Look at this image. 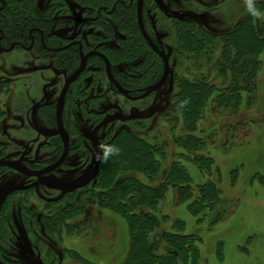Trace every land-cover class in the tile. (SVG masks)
Masks as SVG:
<instances>
[{"label":"rangeland","instance_id":"374dc122","mask_svg":"<svg viewBox=\"0 0 264 264\" xmlns=\"http://www.w3.org/2000/svg\"><path fill=\"white\" fill-rule=\"evenodd\" d=\"M32 6L48 21L54 47L80 40L100 43L94 35L103 31L95 26L98 17L92 8L75 0H35ZM180 20L193 21L215 35L213 49L195 57L180 48L176 29ZM143 21L146 34L153 41L156 34L167 55L166 83L134 101L111 88L100 61L89 60L65 106L70 154L59 170L43 177L49 188L36 178L0 168V264H147L139 254L130 263L127 260L133 251L127 220L87 200L96 189L93 181L100 164L113 165L114 158L108 162L104 152L122 132L162 148L156 155L160 175L157 171L133 177L157 187L173 164L180 169L178 187L170 184L147 208L157 224L150 250L159 258L174 254L167 262L156 259L151 264H264V46L249 106L246 85L219 72V36L243 28L247 21L263 37L264 0H144ZM133 34L123 28L109 36L125 40ZM122 42L108 44L120 50L127 45ZM37 47L0 49V160H23L43 169L62 150L53 106L63 85L58 73L66 70ZM142 59L113 68L137 78L141 74L133 68L146 62ZM180 77L209 82L215 95L239 85V101L224 110L216 109L210 98L205 114L189 132L172 109ZM41 104L48 106L32 115ZM189 134L200 138L197 148L192 141L183 145ZM185 187L190 189L186 198L181 191ZM56 221L59 232L51 226ZM69 224L79 227L70 232ZM164 234L183 239L186 253L176 254Z\"/></svg>","mask_w":264,"mask_h":264},{"label":"trees","instance_id":"16d2710c","mask_svg":"<svg viewBox=\"0 0 264 264\" xmlns=\"http://www.w3.org/2000/svg\"><path fill=\"white\" fill-rule=\"evenodd\" d=\"M3 1L6 3L4 9L0 12V30L3 32L1 46L3 48L9 47L13 43L28 47L30 45L29 34L35 30L31 34L35 40L34 48L38 46L37 48L40 54H48L56 58L59 67L64 71L66 70L65 73L67 74L73 73L78 68L79 47L77 45L57 53L51 51L63 48L71 42L54 47L56 39L48 35V21L38 11L34 10L32 6L35 0ZM75 1L92 8V13L98 17L97 21L95 20L94 22L96 24L95 26L103 31L102 35L99 33L94 35L95 39L97 38V41L100 43L96 44L94 42L95 44H93L90 42V44H85L83 43L84 41H79L83 47V52L87 54L92 51H97L103 54L111 64V71L113 72L112 74L115 80L125 90L129 91L131 95L139 96L145 88L156 84L164 71L163 64L139 32L138 20H136L137 0ZM123 28L133 31V35H136V38L133 36L125 40L123 38L118 39L127 45H123L120 50H116L108 43L112 40H118L115 36L111 37L109 35H112L115 29L122 31ZM176 29L180 48L182 47L187 53L197 57L198 55L207 54L213 49L214 39L216 40L215 35L213 36L207 30L205 31V29L198 26L195 22L180 20L176 22ZM41 34L44 41L43 45L41 44ZM219 38H221V63L219 72L224 75L229 74L233 79L236 78V81L239 80L237 81L239 84L246 85L245 94L248 101L247 105L249 106L251 101L249 97L255 91L253 86L255 76L260 68L259 66H261L260 54L264 46V36L260 37L253 24L246 21L243 28L240 29L239 27L235 31L222 34ZM132 39L134 42H132ZM154 42L156 44V39ZM140 58H143L142 60L146 62L144 64L137 62L134 66L133 69L141 74L137 78L131 75H121L122 72H118V70L113 68L114 64L116 65L119 62L136 61ZM90 59L92 61L94 59L96 61L98 60L104 65L97 57H90ZM176 79L178 92L174 96L175 101L173 102L172 109L174 108L173 112L175 116H181L180 118L182 119L184 127L189 132L193 131L197 120L205 114L210 98H214L213 102L216 109L223 108L224 110L234 108L235 106L231 105V103L235 102L236 104L239 101V85H235L233 88L221 89L215 95V88L205 80L195 82L181 77ZM118 137L114 147L121 149L118 154L107 159L108 162H112L114 158L113 165H110V163L107 164V161L105 164L103 162L100 164V170L93 181L96 189L89 192L87 200L95 204L98 208L116 213L127 220L133 232V251H131V255L127 258L129 263L134 259L136 254L141 255L144 262L148 260L147 264H151L156 259L167 262L174 254L159 258L149 248V240L157 224L147 210H150L156 203V199H158L161 191L165 190L170 184H173L174 186L172 187H175V189L178 187V185H175V181L180 178V174H178L180 169L176 164H173L165 182L161 181V184L157 187L148 186V184H145L132 175L134 173H156L157 171L158 175H160L161 164L156 155L162 148L157 145L148 144L132 134H127V132H122ZM199 139V137L190 134L186 135L183 140L186 142L183 145L188 146L189 144L187 142L192 141L196 142L195 148H197L200 145ZM31 168L35 169L33 166ZM104 168L105 171H102ZM189 190L188 187L181 188L184 198L188 197ZM211 190H213V187L206 192ZM80 210L82 212L83 207ZM54 224L51 225L54 228L53 230H58L59 225L57 221ZM68 227L70 228L69 231L73 232L79 226L77 224H69ZM162 237L168 241V246L171 244L170 247L176 254L178 252L185 254L186 250H188L187 245L182 244L183 239L166 234ZM44 251L48 254L50 250L46 249ZM77 258L80 259L79 255ZM86 264L89 263L86 261Z\"/></svg>","mask_w":264,"mask_h":264},{"label":"water","instance_id":"95a60500","mask_svg":"<svg viewBox=\"0 0 264 264\" xmlns=\"http://www.w3.org/2000/svg\"><path fill=\"white\" fill-rule=\"evenodd\" d=\"M0 3L2 4V7L0 8V12H1L3 10V8L5 7V1L0 0ZM143 9H144V0H137V2H136V20H138L137 21L138 29L142 33L143 39L146 41L147 45L160 58V60L162 61V64H163V70L164 71L162 72L160 80L156 84L145 88L139 96L130 97V92L125 90L115 80V78L113 77V74H112L113 72L111 71V64H110L109 60L100 52L92 51V52H89L87 54H84L83 53V47H82L81 43H79V42H72L63 48L51 50L52 52L57 53L59 51H63L65 49H68L74 45H78V47H79V66L70 76L67 77L64 74V76H65L64 85H63V88L59 94L57 102H56V126H57L59 138H60V140L62 142V146H63L62 155L54 163L50 164L49 166H47L43 169H39V170L30 169L25 164H23L21 161H10V160H0V168H7V169L12 170L14 172H17L23 176L30 177V178H36L43 186L49 188V186L44 182L43 177L47 176L49 174H52L53 172L58 170L64 164V162L68 156V153H69V137L64 130L63 120H62V113H63V107H64V103H65V97H66V94H67L71 84H73L79 78V76L85 71L86 66H87V62H88L90 57H92V58L98 57L103 62L105 73H106L108 81L110 82L111 88L114 91H117L119 93V95L121 94L125 97L130 98L131 100L132 99L134 101L142 100L146 96H149V95L155 93L156 91H158L159 89H161L163 87V85L166 83V81L169 77V73H170L169 61H168L167 55H166L163 47L159 43L157 35L155 34V38H156V44H155V42L153 40H151V38H149V36L146 34L145 29H144V23H143ZM153 28L155 30L154 24H153ZM0 35H1V37H0V41H1V39L3 37V32L1 30H0ZM41 36H42V34H41ZM41 42H42V44L44 43L43 36L41 37ZM16 46H17V44H12L9 49H7V50L2 49V50L4 52H10ZM32 47H33V40L31 42V45L28 48L22 46V48L27 50V51L32 50ZM11 192H8L7 195H9Z\"/></svg>","mask_w":264,"mask_h":264},{"label":"flooded vegetation","instance_id":"af4514ba","mask_svg":"<svg viewBox=\"0 0 264 264\" xmlns=\"http://www.w3.org/2000/svg\"><path fill=\"white\" fill-rule=\"evenodd\" d=\"M1 4V3H0ZM6 4V3H5ZM1 7H2V4H1ZM4 9V8H3ZM33 31H35V30H33ZM32 31V32H33ZM32 32H30V33H32ZM0 37H1V35H0ZM30 37V45H31V42H32V40H33V47H32V50H33V48H34V45H35V40H34V38H33V36H32V34L29 36ZM42 37V36H41ZM2 39H3V37H2ZM2 39H1V41H2ZM1 41H0V49L2 50V49H4V48H1ZM73 42H79V41H73ZM72 43V42H71ZM80 43V42H79ZM13 44H17V46H19V47H22L23 45H20V44H18V43H13ZM41 44H42V42H41ZM12 45V44H11ZM10 45V46H11ZM29 45V46H30ZM43 45V44H42ZM10 46L7 48V49H9L10 48ZM28 46V47H29ZM78 46V45H77ZM24 47H26V46H24ZM28 47H26V48H28ZM7 49H5V50H7ZM15 49V48H14ZM32 50H30V51H32ZM3 51V50H2ZM4 52V51H3ZM11 52V51H10ZM84 53V52H83ZM85 54V53H84ZM87 65H88V62H87ZM86 69H87V66H86ZM86 69H85V71L79 76V78L86 72ZM64 74L68 77V76H70L71 74H67V73H65V72H60V73H58V75L59 76H62L63 77V85H64V80H65V76H64ZM78 78V79H79ZM78 79L74 82V83H76L77 81H78ZM74 83L73 84H71V86L69 87V90H68V92H67V94H66V97H65V103H64V107H63V113H62V120H63V126H64V130H65V132L67 133V130H66V126H65V121H64V114H65V106H66V103L68 102V95H69V92H70V89H71V87L74 85ZM63 85H62V87H61V90H62V88H63ZM61 90H60V92H61ZM60 92H59V94H60ZM58 97H59V95H58ZM58 99V98H57ZM56 102H57V100H56ZM56 102H55V104H54V106L53 105H51V106H53V108H54V120H55V127H56V132H57V136H58V138H59V135H58V131H57V126H56ZM48 106V104H41V105H38V106H36L34 109H33V112H32V115H34L39 109H42V108H44V107H47ZM68 135V134H67ZM69 137V136H68ZM59 140H60V138H59ZM60 143H61V146H62V142H61V140H60ZM62 152H63V146H62V150H61V154H60V156L62 155ZM69 154H70V138H69V153H68V156H69ZM60 156H59V158H60ZM68 156H67V158H66V160H65V162H64V164L66 163V161H67V159H68ZM58 158V159H59ZM57 159V160H58ZM56 160V161H57ZM10 161H21V160H10ZM23 164H25L27 167H29L30 169H32L31 168V166L28 164V163H26L25 161H21ZM54 163V162H53ZM63 164V165H64ZM62 165V166H63ZM61 166V167H62ZM60 167V168H61ZM59 168V169H60ZM58 169V170H59ZM33 170H39V169H33ZM57 171V170H56ZM54 173V172H53Z\"/></svg>","mask_w":264,"mask_h":264},{"label":"clouds","instance_id":"9594fccd","mask_svg":"<svg viewBox=\"0 0 264 264\" xmlns=\"http://www.w3.org/2000/svg\"><path fill=\"white\" fill-rule=\"evenodd\" d=\"M119 153V149L116 148V147H109L105 150L104 152V158L105 159H108L109 157L113 156V155H116Z\"/></svg>","mask_w":264,"mask_h":264}]
</instances>
